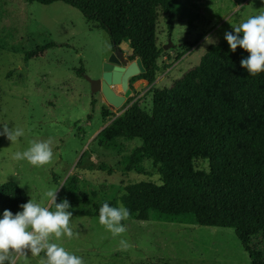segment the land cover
<instances>
[{"label":"rangeland","instance_id":"1","mask_svg":"<svg viewBox=\"0 0 264 264\" xmlns=\"http://www.w3.org/2000/svg\"><path fill=\"white\" fill-rule=\"evenodd\" d=\"M174 1L172 33L167 14L160 12L157 21V47L162 53L154 82L148 81L140 90L133 82L130 85L127 101L134 99L132 103L137 102L150 115L154 89L170 87L200 63L210 46L223 40L224 32L264 11L261 0ZM205 36L215 44H206ZM169 41L171 47L164 49ZM50 43L58 46L25 60V52ZM108 50L106 32L72 6L0 0V124L24 132L12 143L0 136V186L14 183L28 199L49 210H54V204L46 193L57 190L55 202L66 199L70 205L73 235L50 237V242L80 256L83 264H252L232 229L126 219V231L114 237L98 223V217L84 215L92 206H84L70 196L72 181L96 204L119 199L129 184L162 183L151 160L144 161L143 174L124 171L123 158L141 145L140 140L119 139V149L99 144L101 130L132 104L126 102L114 109L102 93L91 92L86 77L101 78ZM128 56L130 62L137 59L134 51ZM80 68L85 70L83 76L75 72ZM114 90L124 95L120 85ZM49 137L53 151L49 163L34 167L12 158L31 141ZM194 167L209 171V161L195 159ZM121 239L127 247L120 244ZM253 244L264 254L261 237H256ZM11 255L14 264H41L44 258L43 251L36 256L27 251Z\"/></svg>","mask_w":264,"mask_h":264},{"label":"trees","instance_id":"2","mask_svg":"<svg viewBox=\"0 0 264 264\" xmlns=\"http://www.w3.org/2000/svg\"><path fill=\"white\" fill-rule=\"evenodd\" d=\"M51 5L62 2L106 30L114 45L140 58L145 73L131 82H154L162 51L157 47L160 12L175 20L174 0H24ZM129 41V43L127 41ZM58 45L50 43L25 52V60ZM247 53L229 51L226 41L210 46L200 63L168 88L153 90L152 113L134 99L120 116L98 134L101 146L119 149V139L141 141L123 158L126 173H144L151 160L161 184L139 182L125 187L110 206L123 204L127 219L232 229L252 264H264V254L253 241L264 244V72L250 76L240 67ZM83 76V68L76 69ZM195 159L209 161V171L196 170ZM70 196L84 206V215L98 217L101 204L93 203L75 181ZM27 193L14 183L0 186V214H13L27 202ZM103 204V203H102ZM124 225L125 220L121 221Z\"/></svg>","mask_w":264,"mask_h":264},{"label":"clouds","instance_id":"3","mask_svg":"<svg viewBox=\"0 0 264 264\" xmlns=\"http://www.w3.org/2000/svg\"><path fill=\"white\" fill-rule=\"evenodd\" d=\"M264 4V0H261ZM229 51L234 52L238 47L247 53L240 60V67L248 75L256 76L264 72V11L251 15L232 27L231 32H224ZM206 44H215L210 36L204 37ZM24 134L23 129L0 124V136H4L10 143L15 142ZM52 139L35 140L29 143L24 151L13 153V159L24 160L29 165L40 167L50 162L53 157ZM57 191V190H56ZM56 191H48L46 196L54 204V210L34 202L30 197L27 202L19 205V211L13 214L5 209L0 214V264H14L11 253L27 251L33 256L41 251L44 258L41 264H83L80 256L69 253L63 246L50 242V237L56 239L71 238L73 232L69 226L72 212L69 211L68 201L61 200L56 203ZM129 216V210L119 204L110 206L104 202L98 209V223L102 225L112 236H119L126 231L121 221ZM120 244L127 247L125 240Z\"/></svg>","mask_w":264,"mask_h":264},{"label":"water","instance_id":"4","mask_svg":"<svg viewBox=\"0 0 264 264\" xmlns=\"http://www.w3.org/2000/svg\"><path fill=\"white\" fill-rule=\"evenodd\" d=\"M105 32L109 40V50L104 59L101 78L93 80L86 77V79L91 85L92 94L102 93L112 108L119 109L128 100L131 92V79L145 73V69L140 58L130 62L129 56L125 55L118 45H114L109 33L106 30ZM170 47L171 41L164 46V49ZM147 83L148 81L141 79L134 82L133 85L135 89L140 90ZM118 85L122 87L124 95H120L114 90V87Z\"/></svg>","mask_w":264,"mask_h":264},{"label":"crops","instance_id":"5","mask_svg":"<svg viewBox=\"0 0 264 264\" xmlns=\"http://www.w3.org/2000/svg\"><path fill=\"white\" fill-rule=\"evenodd\" d=\"M103 32H105V30H102Z\"/></svg>","mask_w":264,"mask_h":264}]
</instances>
